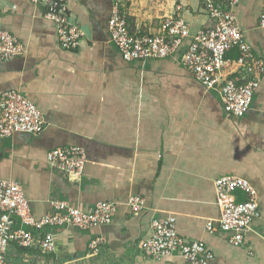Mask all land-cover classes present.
<instances>
[{"label": "crops", "instance_id": "1", "mask_svg": "<svg viewBox=\"0 0 264 264\" xmlns=\"http://www.w3.org/2000/svg\"><path fill=\"white\" fill-rule=\"evenodd\" d=\"M66 1L84 32L74 50L60 48L42 6L0 0V28L26 46L23 55L0 61V95L23 93L45 124L40 134L0 139V179L22 186L36 218L50 210L53 199L84 210L98 201L118 206L111 221L97 228L45 229L54 234L53 253L11 244L7 264H187L178 256L140 255L150 220L168 215L180 236L200 240L212 252L210 264H264V74L246 114L227 116L218 95L205 90L178 56L125 62L109 41L111 0ZM146 2L125 4L133 29L153 30L159 18L172 14L175 0L151 1L149 13ZM183 4L190 34L208 24L199 0ZM262 11L264 0H241L235 8L246 40L264 58ZM66 145L86 151L79 175L51 169L45 161L49 149ZM222 175L245 178L257 192L259 215L241 245L229 243V234L217 228L213 181ZM131 195L144 198L142 210L125 204ZM95 235L105 243L90 255L87 246Z\"/></svg>", "mask_w": 264, "mask_h": 264}, {"label": "built area", "instance_id": "2", "mask_svg": "<svg viewBox=\"0 0 264 264\" xmlns=\"http://www.w3.org/2000/svg\"><path fill=\"white\" fill-rule=\"evenodd\" d=\"M29 1L44 8L43 16L53 23L60 48L79 47L84 32L72 21L66 0ZM183 1L175 0L171 15L159 18L153 30H144L130 26L125 12L127 0H111L109 41L125 62L178 56L180 65L205 90L218 95L227 116H244L264 74V58L248 43L237 23L235 8L241 0H199L208 24L194 34H190L183 17ZM258 24L264 28V11ZM232 50L238 52L237 57L228 56ZM25 52L26 46L17 36L0 28V61ZM44 125L40 110L23 93L7 90L0 95V139L15 133L37 135ZM45 161L51 169L79 175L86 163V151L78 145L56 147L46 152ZM213 189L219 212L217 228L229 234V243L241 245L252 220L259 215L256 189L247 179L235 175L218 176ZM144 203V198L137 195L125 201L133 211L142 210ZM49 204L50 210L36 218L22 186L11 179H0V264H7L11 244L53 253L51 229L100 227L111 221L118 206L116 202L98 201L84 210L63 199H53ZM206 228L213 229V220L206 223ZM150 229V236L140 244V255L144 258L178 256L187 264H210L213 259L202 241L186 240L177 233L174 216L152 218ZM104 243V236H93L88 242V253L98 254Z\"/></svg>", "mask_w": 264, "mask_h": 264}, {"label": "rangeland", "instance_id": "3", "mask_svg": "<svg viewBox=\"0 0 264 264\" xmlns=\"http://www.w3.org/2000/svg\"><path fill=\"white\" fill-rule=\"evenodd\" d=\"M143 1H147L146 2V4H147V6L145 7V10H150V7H152V5H153V3L156 1V2H158V0H143ZM151 1H154V2H151ZM164 1V0H163ZM160 2H161V0H160ZM154 9H152L151 11H153ZM150 11H148V13H149Z\"/></svg>", "mask_w": 264, "mask_h": 264}, {"label": "trees", "instance_id": "4", "mask_svg": "<svg viewBox=\"0 0 264 264\" xmlns=\"http://www.w3.org/2000/svg\"><path fill=\"white\" fill-rule=\"evenodd\" d=\"M127 19H129V18H127ZM128 22H129V20H128ZM131 26V25H130ZM232 53L230 54V57H233V58H235V57H237L238 56V52L236 51V50H232L231 51ZM229 56V55H228Z\"/></svg>", "mask_w": 264, "mask_h": 264}]
</instances>
